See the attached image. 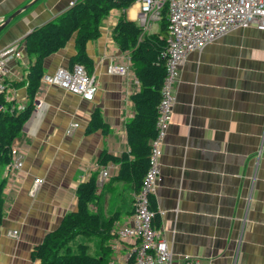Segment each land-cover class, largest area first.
<instances>
[{
	"label": "crops",
	"instance_id": "1",
	"mask_svg": "<svg viewBox=\"0 0 264 264\" xmlns=\"http://www.w3.org/2000/svg\"><path fill=\"white\" fill-rule=\"evenodd\" d=\"M32 1L0 0V25ZM76 1L38 0L0 32V51L10 46L23 50L21 59L9 63L5 77L4 98L17 108L30 100L26 83L13 84L26 82L35 61L25 52V38L36 27L58 21ZM139 14L136 1L126 9H112L100 22V36L87 43L98 82L93 101L41 81L36 96L41 105L13 144L23 165L1 167L6 187L0 264H41L31 258L33 248L77 210L78 186L96 173L100 198L91 210L115 218L113 236L105 242L86 237L80 244L100 256L104 243L109 247L107 264H125L133 252L136 240H121L117 233L132 225L135 190L118 179V164L100 167L98 158L104 150L114 156L130 150L126 125L134 117L132 96L140 84L114 31L121 17L141 27ZM143 30L159 34L161 23L154 21ZM75 38L45 60L44 76L71 68ZM111 65L127 71L111 73ZM175 92L155 194L160 237L168 242L174 264H183L186 256L204 264H264V31L235 28L188 54ZM96 109L110 128L108 134L87 132ZM72 123L79 126L68 135ZM36 178L42 182L32 192Z\"/></svg>",
	"mask_w": 264,
	"mask_h": 264
},
{
	"label": "trees",
	"instance_id": "2",
	"mask_svg": "<svg viewBox=\"0 0 264 264\" xmlns=\"http://www.w3.org/2000/svg\"><path fill=\"white\" fill-rule=\"evenodd\" d=\"M135 0H77L58 21L36 27L25 38V52L35 61L31 63L26 82L30 103L18 109L14 101H1L6 110L0 115V233L5 215L6 179L1 167L13 160V144L21 135L24 125L35 109L37 93L45 74L44 62L52 54L64 48L74 34L76 54L70 59V67L83 65L89 74L94 68L93 60L87 54V43L100 36V22L112 9H126ZM159 34H146L136 23L121 17L115 27V39L123 52H129L140 90L132 96L134 117L126 125L129 152L114 156L108 151L98 158L100 167L109 163L120 166L118 179L130 182L135 193L142 187L143 179L150 166L151 142L157 137L158 107L162 100V88L166 77V60L163 53L167 47L168 17L164 10ZM102 130L109 133L99 109L90 116L88 133ZM77 210L67 214L54 231L47 233L42 242L31 253L33 260L41 264H107L109 247L102 243L100 256L88 252V245L79 244L75 251L71 244L77 236L99 238L102 242L113 236L111 230L115 218L106 219L102 213L93 212L91 205L100 198L97 173L77 188ZM150 209L154 212L152 225L158 229L161 224L155 196L150 198Z\"/></svg>",
	"mask_w": 264,
	"mask_h": 264
},
{
	"label": "built area",
	"instance_id": "3",
	"mask_svg": "<svg viewBox=\"0 0 264 264\" xmlns=\"http://www.w3.org/2000/svg\"><path fill=\"white\" fill-rule=\"evenodd\" d=\"M140 5L139 22L143 29H149L154 21H161L164 10L168 17L167 47L163 53L166 60V77L162 88V100L158 107L157 137L151 142L150 166L142 187L134 195V213L132 225L122 227L119 239H134L136 245L125 264H174L172 250L168 242L161 238L152 225L154 212L150 209V198L155 196L160 178L161 145L171 123L176 103L175 85L179 79L181 67L188 54L202 51L206 45L222 37L235 28L255 26L264 31V0H135ZM23 50L10 46L0 51V115L6 110L1 97L5 95L8 85L5 77L8 65L21 59ZM111 73L125 74L124 66L111 65ZM42 81L48 85L58 86L86 101H93L98 91V82L87 69L76 64L71 68H59ZM41 103L35 102L36 108ZM23 107H18L22 109ZM79 126L72 123L67 129L68 135ZM13 164L16 168L23 165L21 157L13 149ZM108 169L102 176L108 177ZM42 180L34 181L35 192ZM17 235V231L13 232ZM183 264H204L189 256L184 257ZM234 264H238L235 262Z\"/></svg>",
	"mask_w": 264,
	"mask_h": 264
},
{
	"label": "water",
	"instance_id": "4",
	"mask_svg": "<svg viewBox=\"0 0 264 264\" xmlns=\"http://www.w3.org/2000/svg\"><path fill=\"white\" fill-rule=\"evenodd\" d=\"M38 0H33L32 2H30L29 4H27L26 6H24L22 9H19L18 11H16L15 13H13L2 25H0V32L18 15H20L21 13H23L24 11H26L27 9H29L34 3H36ZM36 111V109H35ZM34 111V112H35Z\"/></svg>",
	"mask_w": 264,
	"mask_h": 264
},
{
	"label": "rangeland",
	"instance_id": "5",
	"mask_svg": "<svg viewBox=\"0 0 264 264\" xmlns=\"http://www.w3.org/2000/svg\"><path fill=\"white\" fill-rule=\"evenodd\" d=\"M86 241H87L86 236L79 235V236H77L76 239L72 242L71 246H72V248H73L75 251H78V250H77V246H78V244H80V243H84V242H86ZM96 241H97V240H93L92 242L94 243V242H96ZM89 252L92 253V248L89 250Z\"/></svg>",
	"mask_w": 264,
	"mask_h": 264
}]
</instances>
